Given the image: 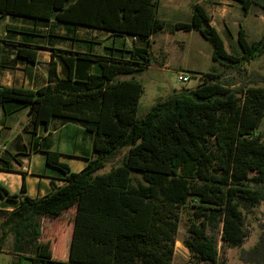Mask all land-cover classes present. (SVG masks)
I'll return each instance as SVG.
<instances>
[{
	"label": "trees",
	"instance_id": "16d2710c",
	"mask_svg": "<svg viewBox=\"0 0 264 264\" xmlns=\"http://www.w3.org/2000/svg\"><path fill=\"white\" fill-rule=\"evenodd\" d=\"M234 1L244 17L254 6L264 9V0ZM159 6V0H0L3 14L116 36L148 39L168 29L195 31L212 45V60L242 79L237 86L233 78L206 73L196 89L174 91L141 118L144 86L136 76L152 64L149 48L127 51L128 59L83 55L99 65V74L81 79L73 78L74 58L62 56L68 79H59L52 60L47 86L37 91L0 87V106L30 108L33 134L40 124L55 120L79 124L94 135L97 154L74 173L58 153L48 152L47 164L64 175L65 184L41 198L28 197L24 185L20 194H10L0 184V196L18 203L0 223V250L11 234L14 250L28 264H173L180 210L188 206L195 211L185 246L193 256L218 263V242L208 234L212 227L221 226L227 245L243 246L242 208L264 204V142L258 133L264 119V87L259 86L264 75L242 67L264 57V36L251 42L241 25L237 41L242 53L237 55L227 50L202 5H193L189 22L176 23L160 19ZM20 55L36 62L35 52L21 50ZM125 149L122 165L101 173ZM72 208L74 217L55 225L42 241L40 218ZM33 248L34 255H23ZM240 258L264 264V232Z\"/></svg>",
	"mask_w": 264,
	"mask_h": 264
},
{
	"label": "crops",
	"instance_id": "0c3cea01",
	"mask_svg": "<svg viewBox=\"0 0 264 264\" xmlns=\"http://www.w3.org/2000/svg\"><path fill=\"white\" fill-rule=\"evenodd\" d=\"M184 2L189 1L169 0L168 8L174 13L183 12ZM230 2H222L224 7L221 8L217 1H213L212 9H208L204 0L195 3L205 7L211 16L212 25L218 31L215 20L221 19L231 35L226 21V8L232 7ZM195 3L190 1L191 6ZM192 13L193 7L190 10L191 18ZM162 20L169 23L183 22L178 19ZM241 25L239 23L238 27ZM178 32L190 34L193 31L168 29L148 39L135 40L132 36H116L93 27L75 26L56 20L35 22L33 19L0 13V87L37 91L47 86L52 60L56 63L59 79H68L69 70L62 56L74 58V79L99 74V65L83 59V55L128 59L131 55L127 51L149 48L152 64L147 70L154 63L160 71L183 61L187 56H200L202 52L198 48L174 39V34ZM198 42L201 43L200 40ZM21 50L35 52L36 62L21 56ZM133 60H139L138 56H134ZM29 115L30 108L27 107L14 103L0 106V184L10 194H20L24 185L28 197L41 198L50 194L54 186L65 184L64 175L47 164L48 152L58 153L60 161L74 173L84 170L91 160L97 158V154L94 150V135L83 126L75 123L61 124L55 120L48 126L40 124L36 134H33L29 126ZM17 207L18 203L0 196V223ZM12 241L14 243L13 236ZM34 250L23 252V255L32 256ZM12 252L21 255L14 250V246Z\"/></svg>",
	"mask_w": 264,
	"mask_h": 264
},
{
	"label": "rangeland",
	"instance_id": "374dc122",
	"mask_svg": "<svg viewBox=\"0 0 264 264\" xmlns=\"http://www.w3.org/2000/svg\"><path fill=\"white\" fill-rule=\"evenodd\" d=\"M159 1L160 8L158 17L160 19H178L183 22H189L191 20L190 10L193 7L190 4L191 0H188V3H183V12L177 13L170 11L168 8L167 1L169 0ZM193 1L195 3L197 0ZM213 1H217V4L222 8L224 7L222 2H228L230 0H204L208 9H212ZM230 4L232 7L226 8V12H228V18L226 21L231 30V35L226 31L221 19H216L215 23L225 42L227 50L230 53L238 55L242 53L237 41L239 23H242V26L246 29L249 41H258L264 36V9L254 6L245 18L240 3L231 0ZM173 37L178 41H184L189 45L191 44L194 48H198L202 53L198 57L187 56L183 61L177 62L168 69H163L161 71L159 70V66L153 63L151 69L136 76V79L144 86V94L141 97L137 114L139 118L143 117L153 105L167 99L172 93H174V91L196 89L198 85L202 83V80L205 78L204 74L206 73L215 74L214 71H216V74L223 75L226 78H233L237 86L242 82V79L235 73V71L212 60V45L202 37L200 33L195 31L190 34L178 32L175 33ZM198 40H200L201 43H199ZM242 69L249 73L258 72L264 75V57H259L250 63L243 64ZM184 75L190 76L187 83H181L179 81V78ZM259 86L264 87V82L260 83ZM258 133L262 136V141L264 142V119ZM126 151V149L118 150L116 154L109 159V162H107V168L101 173L107 172L113 167L122 165ZM242 209L245 215L247 232V237L242 247H232L224 243L221 239V226L208 229V234L218 242L220 255L217 264H248L241 260L240 254L243 249H251L258 242L261 234L264 232V204L258 207L244 205ZM194 211L195 209L189 206L180 210V221L176 233L173 264H213L208 261L199 260L193 256L185 246V241L189 238L188 228L190 220L194 218ZM74 215L75 208H72L58 217L44 216L40 218L42 226L41 240H47L52 235V229L55 225L65 222L69 218H73ZM1 233L2 231L0 229V236ZM12 247L13 241L12 235L10 234L3 246V251H0V264H28V261L24 259L22 255L14 254L12 252Z\"/></svg>",
	"mask_w": 264,
	"mask_h": 264
},
{
	"label": "built area",
	"instance_id": "2783aa9c",
	"mask_svg": "<svg viewBox=\"0 0 264 264\" xmlns=\"http://www.w3.org/2000/svg\"><path fill=\"white\" fill-rule=\"evenodd\" d=\"M134 39L136 40V38H134ZM189 79H190V76L184 75V76H182V77L179 78V81L181 83H187L189 81Z\"/></svg>",
	"mask_w": 264,
	"mask_h": 264
}]
</instances>
